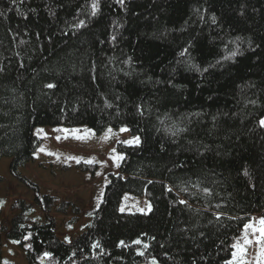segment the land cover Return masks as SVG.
Segmentation results:
<instances>
[{"label": "trees", "instance_id": "trees-1", "mask_svg": "<svg viewBox=\"0 0 264 264\" xmlns=\"http://www.w3.org/2000/svg\"><path fill=\"white\" fill-rule=\"evenodd\" d=\"M263 117L264 0H0V161L45 214L17 200L7 226L0 197V264L4 238L29 264H228L264 218ZM37 127L139 139L69 243L55 198L19 173ZM125 194L149 211L121 212Z\"/></svg>", "mask_w": 264, "mask_h": 264}, {"label": "rangeland", "instance_id": "rangeland-1", "mask_svg": "<svg viewBox=\"0 0 264 264\" xmlns=\"http://www.w3.org/2000/svg\"><path fill=\"white\" fill-rule=\"evenodd\" d=\"M38 129H43V132H38ZM121 129L108 128L99 134L84 127H37L35 129L34 133L41 142L34 154L33 162L20 168L19 173L37 185L40 194L55 198V205L50 210L49 216L56 221V236L60 240L69 243L90 222L89 214L99 206L108 176L119 173L123 155L118 152L117 146L137 144L135 142L137 136H132L127 129L125 131ZM77 137H83V139ZM116 157L121 158L116 159ZM90 160L92 163H88ZM9 164V158H2L0 161L2 178L0 197L3 201L4 224L8 226L12 218L19 213L18 209H12V204L17 200L33 206V211L27 215L29 219L42 221L45 214L34 206V192L10 174ZM64 203L71 207L66 213L58 212L59 206ZM72 207L79 212H71ZM149 209L150 205L146 198L129 194L123 196L119 205L121 212L128 213L148 212ZM261 218H263L261 213L251 215L246 223L251 227L246 229L244 225L241 233L234 238L228 264H264V257L260 255L264 243H257L262 238L260 232L254 231L261 227L259 223ZM235 245L243 248L244 253L241 254L240 249L234 247ZM2 257L7 264H29L24 251L5 238Z\"/></svg>", "mask_w": 264, "mask_h": 264}, {"label": "snow or ice", "instance_id": "snow-or-ice-1", "mask_svg": "<svg viewBox=\"0 0 264 264\" xmlns=\"http://www.w3.org/2000/svg\"><path fill=\"white\" fill-rule=\"evenodd\" d=\"M119 2L123 3V0H119ZM93 6L95 7V4ZM46 87H48V88H54L55 85L54 84H48V85H46ZM260 124H261V126H264V119H262L260 121ZM125 130L126 129H121V131H125ZM37 131L38 132H43V129H38ZM77 138L78 139H83V137H77ZM58 139H59V137H58ZM135 142L138 143V138H135ZM125 143H130V142L129 141H125ZM113 151H115V150H113ZM120 158L121 157H116V159H120ZM77 162H79V160H77ZM88 163H92V161L90 160V161H88ZM90 215H91V213H90ZM259 223H260L261 227L259 229H254V231L260 232V235H261V238H262L261 240H258L257 243H264V218H261V220L259 221ZM249 227H251V225H245V228L246 229L249 228ZM14 243H18V242L17 241H14ZM136 243H139V241H136ZM246 243H251V241H246ZM121 244H123V241H121ZM234 247L239 248L241 254L244 253V249L243 248H240L239 245H235ZM46 255H47V253H46ZM234 255H235V253H234ZM260 255L262 257H264V247L261 248ZM5 264H7V262H5Z\"/></svg>", "mask_w": 264, "mask_h": 264}]
</instances>
